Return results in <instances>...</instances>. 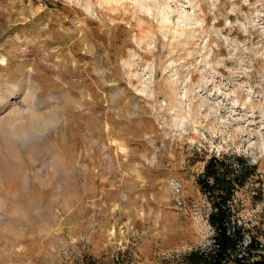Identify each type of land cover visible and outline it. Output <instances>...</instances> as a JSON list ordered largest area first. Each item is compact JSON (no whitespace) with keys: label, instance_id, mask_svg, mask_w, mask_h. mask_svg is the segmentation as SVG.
I'll list each match as a JSON object with an SVG mask.
<instances>
[{"label":"rangeland","instance_id":"1","mask_svg":"<svg viewBox=\"0 0 264 264\" xmlns=\"http://www.w3.org/2000/svg\"><path fill=\"white\" fill-rule=\"evenodd\" d=\"M0 90L44 121L0 134V264H185L222 153L264 254V0H0Z\"/></svg>","mask_w":264,"mask_h":264},{"label":"trees","instance_id":"2","mask_svg":"<svg viewBox=\"0 0 264 264\" xmlns=\"http://www.w3.org/2000/svg\"><path fill=\"white\" fill-rule=\"evenodd\" d=\"M252 168L240 154H214L208 159L198 181L211 203L213 240L207 249L188 253L185 264H264V254L259 252L263 246L254 236L246 242L243 227L233 222V195L245 184Z\"/></svg>","mask_w":264,"mask_h":264},{"label":"bare ground","instance_id":"3","mask_svg":"<svg viewBox=\"0 0 264 264\" xmlns=\"http://www.w3.org/2000/svg\"><path fill=\"white\" fill-rule=\"evenodd\" d=\"M33 92L34 91L27 92L25 94V97H24V99L27 102V105L29 107V112L25 113V112H22L19 110V111H17V113L15 112L16 114H14L13 117L10 115L9 117H5V118L3 117L2 119H0L1 120L0 134H4L3 137L10 139V141L12 139L14 140V138L15 139L19 138V139L23 140L24 138L29 137L30 134H33L31 132L34 131L35 127L42 125V122H44L43 116L40 115V113H38V111H36L37 105H36V103L33 102V100H35L36 98L34 99L35 93L33 94ZM15 93H16V91H15ZM15 93L13 92V94H15ZM10 96H12L11 90L10 91L8 90L7 92L0 90V111L10 104V100H9ZM26 116L28 117L27 119H26ZM41 117H42V120L39 123V120ZM3 140H5V139H3ZM5 141L8 142L7 139ZM11 142H9L10 145H11ZM14 142H15V140H14ZM9 143H7V144H9ZM12 147H13L12 145H11V147H9V145H8L9 149L10 148L12 149Z\"/></svg>","mask_w":264,"mask_h":264}]
</instances>
